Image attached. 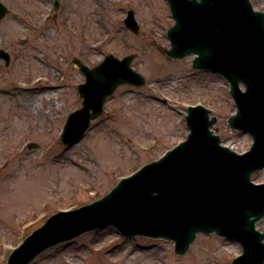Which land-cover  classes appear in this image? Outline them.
<instances>
[{
	"label": "rangeland",
	"instance_id": "rangeland-1",
	"mask_svg": "<svg viewBox=\"0 0 264 264\" xmlns=\"http://www.w3.org/2000/svg\"><path fill=\"white\" fill-rule=\"evenodd\" d=\"M60 1L62 25L30 22V14L39 9L54 13V0H0L10 9L0 22V50L11 55L9 66L0 57V87L9 74L21 73L27 84L32 77L36 86L54 81L59 93L58 109L43 121L29 107L13 109L11 115L24 120L23 128L14 131L3 126L5 109L0 104V264H7L13 250L52 215L102 198L122 178L184 141L191 105L211 110V118H216L212 129L223 145L244 153L253 144L249 133L229 125L237 107L227 79L194 69L193 55L172 59L167 54V32L175 24L167 0ZM250 1L264 13V0ZM129 10L140 24L137 34L124 22ZM111 54L135 55L133 66L146 84L119 87L85 137L68 146L62 131L69 115L82 107L78 86L86 80L73 58L93 68ZM34 96L30 91L25 100ZM32 143L39 146L32 148ZM14 157L24 166L20 172L13 171ZM48 163L58 171L48 174ZM89 165L100 170H85ZM253 181L264 183V167ZM257 229L264 233V217ZM242 251L236 240L199 233L189 251L179 255L172 240L124 236L108 225L50 247L30 264H108L112 255L126 253L142 254L136 264H232Z\"/></svg>",
	"mask_w": 264,
	"mask_h": 264
},
{
	"label": "water",
	"instance_id": "water-1",
	"mask_svg": "<svg viewBox=\"0 0 264 264\" xmlns=\"http://www.w3.org/2000/svg\"><path fill=\"white\" fill-rule=\"evenodd\" d=\"M167 1L176 21L168 31L167 54L173 59L194 55L193 68L229 80L238 108L229 125L253 136L252 149L240 155L222 146L211 130L216 122L211 110L191 106L184 142L122 179L102 199L51 216L12 252L8 264H30L50 247L108 225L124 236L173 240L179 255L189 251L199 233H216L242 244L243 254L232 264H264V234L256 229L264 217V184L252 181L264 167V13L255 11L250 0ZM8 13L0 2V21ZM124 22L140 32L133 10ZM0 57L10 64L7 51L0 50ZM134 58L108 55L95 68L74 58L86 82L79 86L83 106L65 125V144L84 138L119 86L145 85V77L132 66Z\"/></svg>",
	"mask_w": 264,
	"mask_h": 264
},
{
	"label": "bare ground",
	"instance_id": "bare-ground-1",
	"mask_svg": "<svg viewBox=\"0 0 264 264\" xmlns=\"http://www.w3.org/2000/svg\"><path fill=\"white\" fill-rule=\"evenodd\" d=\"M33 78L34 77L29 79L30 84H27L22 80L21 73L9 74L7 80H5L7 81V84L0 87V104L5 109V112H3V116L5 118L3 126L7 127L9 131H14V129L23 128L24 126V120L21 116L15 118L13 115H11L13 109L19 108L24 110L29 107L32 111L36 112L37 115L41 116L40 121L47 119L50 112L58 109L57 105L59 93L55 82L45 80V85L36 86V83L33 82ZM37 81L40 82L42 79ZM30 91L34 92V99L30 98L29 100H25L27 94ZM12 165H14L12 167L14 172H20L24 169L23 164L20 163V159L17 157H14ZM47 165L49 167L46 168L48 174L56 173L58 171L51 164L48 163L46 166ZM71 169H73V167H71ZM85 170L90 172H98L100 168L96 165H89L85 167ZM140 255L142 254L131 256L130 254L126 253L122 256L112 255L109 260L107 256L104 258L109 261L108 264H123V262H126L127 264H136ZM68 264L77 263H75L73 260H69Z\"/></svg>",
	"mask_w": 264,
	"mask_h": 264
},
{
	"label": "flooded vegetation",
	"instance_id": "flooded-vegetation-1",
	"mask_svg": "<svg viewBox=\"0 0 264 264\" xmlns=\"http://www.w3.org/2000/svg\"><path fill=\"white\" fill-rule=\"evenodd\" d=\"M54 5V2L52 3V6ZM61 9V8H60ZM60 9L58 11H55L54 8V13L52 10H45V9H39V12L36 15L30 14L31 15V23H42L48 24L50 22H53L56 25H62L63 24V16L62 13H60Z\"/></svg>",
	"mask_w": 264,
	"mask_h": 264
}]
</instances>
